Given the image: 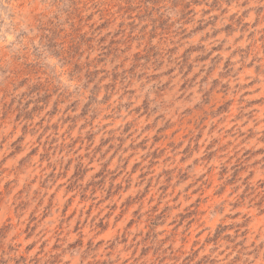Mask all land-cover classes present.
<instances>
[{
	"label": "rangeland",
	"instance_id": "obj_1",
	"mask_svg": "<svg viewBox=\"0 0 264 264\" xmlns=\"http://www.w3.org/2000/svg\"><path fill=\"white\" fill-rule=\"evenodd\" d=\"M0 264H264V0H0Z\"/></svg>",
	"mask_w": 264,
	"mask_h": 264
}]
</instances>
